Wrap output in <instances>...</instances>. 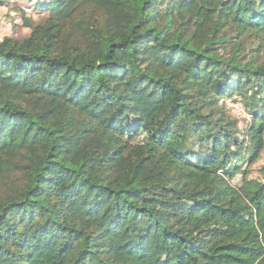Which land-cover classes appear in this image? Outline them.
I'll return each mask as SVG.
<instances>
[{
    "label": "trees",
    "instance_id": "1",
    "mask_svg": "<svg viewBox=\"0 0 264 264\" xmlns=\"http://www.w3.org/2000/svg\"><path fill=\"white\" fill-rule=\"evenodd\" d=\"M31 14L0 40V264H264V0Z\"/></svg>",
    "mask_w": 264,
    "mask_h": 264
},
{
    "label": "rangeland",
    "instance_id": "2",
    "mask_svg": "<svg viewBox=\"0 0 264 264\" xmlns=\"http://www.w3.org/2000/svg\"><path fill=\"white\" fill-rule=\"evenodd\" d=\"M33 2L34 0H0V40L4 37L21 39L29 33V29L23 24L22 17L32 16ZM245 42L248 45L252 44L249 37L245 38ZM223 106L230 117L237 122V128L242 135L244 129L250 124L251 118L241 105L239 96L234 95L224 100ZM249 177L264 180V149L260 158L251 165ZM232 183L239 186L241 184L239 176H236Z\"/></svg>",
    "mask_w": 264,
    "mask_h": 264
}]
</instances>
